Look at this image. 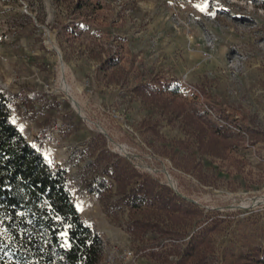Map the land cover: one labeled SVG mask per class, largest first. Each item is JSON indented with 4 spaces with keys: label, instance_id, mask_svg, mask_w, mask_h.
I'll return each instance as SVG.
<instances>
[{
    "label": "rangeland",
    "instance_id": "rangeland-1",
    "mask_svg": "<svg viewBox=\"0 0 264 264\" xmlns=\"http://www.w3.org/2000/svg\"><path fill=\"white\" fill-rule=\"evenodd\" d=\"M0 81L43 107L18 119L70 180L92 264H173L201 232V264L264 257V0H0Z\"/></svg>",
    "mask_w": 264,
    "mask_h": 264
},
{
    "label": "trees",
    "instance_id": "trees-1",
    "mask_svg": "<svg viewBox=\"0 0 264 264\" xmlns=\"http://www.w3.org/2000/svg\"><path fill=\"white\" fill-rule=\"evenodd\" d=\"M22 99L28 107L25 115L37 112L33 108L30 97L26 96ZM6 101L7 95L0 90V203L3 210L17 227L24 230L26 237L35 232L33 224L38 225L43 222L58 224L54 221V215H61L64 221H70L72 225L69 229L72 246L67 253L68 257L74 262L83 253L87 257L86 264H92L97 255L98 236H89L88 227L80 220L76 209L64 191L63 171L44 164L33 148L18 138L14 127L7 121ZM43 195L52 205V210L49 212L39 207ZM155 198L158 204H164V207L169 208L172 204L178 212L182 211V204L177 203L178 201L173 200L174 198L165 200L161 195H156ZM21 209L27 211V216L16 214L17 210ZM27 218L33 224L29 223ZM133 226L135 229H143V231L155 230L157 227V225L148 222H135ZM210 229L206 231H210ZM203 233L193 234L190 237L189 242L177 253L173 264L202 263L205 255L200 247L203 244L207 245V243L205 244L207 232ZM88 240H90L89 244ZM208 243L210 244V242ZM237 261L236 264H264V257L257 258L255 254H248L240 257Z\"/></svg>",
    "mask_w": 264,
    "mask_h": 264
},
{
    "label": "built area",
    "instance_id": "built-area-1",
    "mask_svg": "<svg viewBox=\"0 0 264 264\" xmlns=\"http://www.w3.org/2000/svg\"><path fill=\"white\" fill-rule=\"evenodd\" d=\"M88 83V82H87ZM80 82H77L78 86ZM33 102L34 110L42 109L41 105L37 102H34L35 97H30ZM58 102V100H57ZM72 104V103H71ZM62 104L57 103V107L61 108ZM73 107V105H72ZM5 109L7 110V121L14 127L18 138H21L24 142L28 143L27 135L24 131L23 125L20 122L19 115L26 113L28 107L22 101H6L5 102ZM73 109L77 112V110L73 107ZM78 113V112H77ZM79 114V113H78ZM82 120H86V114H79ZM19 118V119H18ZM74 126L71 123H62L57 124L56 126L52 127L51 133L58 135L61 132H72ZM31 146V145H30ZM35 153L40 156L41 161L50 166V163L46 156L34 146H31ZM63 189L66 193L71 190V182L69 179H63ZM261 199L258 202V205H264V195L259 197ZM39 207L46 209V211L52 210V205L50 204L49 200L42 196ZM25 209L17 210L16 214L18 216H25L27 215ZM61 220H56L57 218L54 217V221L58 224L47 223L43 222L40 224H33L32 227L35 228V232L33 234L25 236L24 230L20 229L16 226L15 222L11 219V217L5 213L3 207L0 203V264H50L51 260H54L56 256L54 254L60 255V264H86V255L80 254L79 257L72 262L68 257V251L71 249L72 242L69 237V229L72 225H65L67 221H64L61 215H56ZM56 218V219H55ZM30 223V222H29ZM44 227L50 234L51 238V246L42 247V241L40 236L38 235V228ZM85 226L89 229V236L94 237L97 233L94 232L91 226L85 224ZM97 236V235H96ZM38 250H36V246H38ZM25 245V249L24 246ZM97 246L99 248L100 242L98 237ZM31 249L33 251H31ZM55 249L56 251L53 253L52 250ZM22 252L24 254H22ZM131 251L127 252V257H132Z\"/></svg>",
    "mask_w": 264,
    "mask_h": 264
},
{
    "label": "bare ground",
    "instance_id": "bare-ground-1",
    "mask_svg": "<svg viewBox=\"0 0 264 264\" xmlns=\"http://www.w3.org/2000/svg\"><path fill=\"white\" fill-rule=\"evenodd\" d=\"M61 68H62V71H64V63H63V61H61ZM1 82V81H0ZM72 102H73V104H74V106L78 109V110H81V107L79 106V104L75 101V100H72ZM78 204H80V203H78ZM82 205V204H81ZM84 206V205H83ZM81 207V206H80Z\"/></svg>",
    "mask_w": 264,
    "mask_h": 264
},
{
    "label": "snow or ice",
    "instance_id": "snow-or-ice-1",
    "mask_svg": "<svg viewBox=\"0 0 264 264\" xmlns=\"http://www.w3.org/2000/svg\"><path fill=\"white\" fill-rule=\"evenodd\" d=\"M197 8H199L200 11H206L207 10V3L204 5H196Z\"/></svg>",
    "mask_w": 264,
    "mask_h": 264
}]
</instances>
